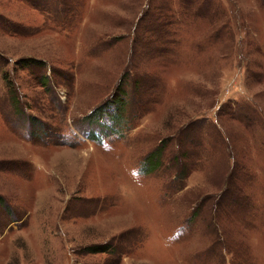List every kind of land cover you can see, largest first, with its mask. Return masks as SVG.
Masks as SVG:
<instances>
[{
	"label": "rangeland",
	"instance_id": "rangeland-1",
	"mask_svg": "<svg viewBox=\"0 0 264 264\" xmlns=\"http://www.w3.org/2000/svg\"><path fill=\"white\" fill-rule=\"evenodd\" d=\"M0 264H264V0H0Z\"/></svg>",
	"mask_w": 264,
	"mask_h": 264
},
{
	"label": "trees",
	"instance_id": "trees-1",
	"mask_svg": "<svg viewBox=\"0 0 264 264\" xmlns=\"http://www.w3.org/2000/svg\"><path fill=\"white\" fill-rule=\"evenodd\" d=\"M155 29V28H154ZM156 30V29H155ZM23 62V61H22ZM34 61L33 60H25L24 66L26 65H30L32 64ZM35 63V62H34ZM41 65V62L38 63ZM127 94L125 91L123 90H119V87L117 88V91L111 96V98L107 101H105L101 106L97 107L90 115H88L86 117V120L90 123V126L95 125V126H99L100 127V131H95L96 133L92 134L91 137L92 139H98L97 134L102 133L103 130H109L111 132H113V130H115V128H118L119 124L121 123L123 116H124V112L127 113L128 111V120L130 121L131 119H135L138 116L135 115V112L133 111V114H130V109L127 110L128 108V99H126ZM116 106V108H113V106ZM139 107H137V105H135V110H138ZM97 114H101L100 117H95ZM109 115V116H107ZM109 118V119H108ZM30 122H34L35 126L37 127V129L39 131L43 130V126L38 122L35 121L34 118L32 120V118L29 119ZM103 120V122H102ZM104 127L108 128V129H104ZM94 130V128H93ZM108 135L106 134V136H110L113 133H111ZM36 135H40V133L36 134ZM165 142H163L164 145ZM154 154H157V157L154 156ZM160 154V155H159ZM160 158H161V149L157 148L155 151H153L150 155H148L145 159H144V164L141 167V170L143 172V174H147L149 172H152L155 170V168L157 166H159L160 164ZM149 164L151 167H149ZM158 168V167H157ZM184 176V174L179 175L178 177H182ZM184 179V178H181ZM88 253H92V252H96V253H105V252H109L112 250L111 246L108 245H104V246H96L93 247L91 249H87Z\"/></svg>",
	"mask_w": 264,
	"mask_h": 264
}]
</instances>
